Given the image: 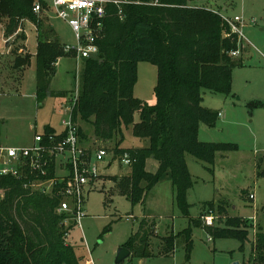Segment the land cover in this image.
I'll list each match as a JSON object with an SVG mask.
<instances>
[{
	"label": "trees",
	"instance_id": "1",
	"mask_svg": "<svg viewBox=\"0 0 264 264\" xmlns=\"http://www.w3.org/2000/svg\"><path fill=\"white\" fill-rule=\"evenodd\" d=\"M116 1L123 4L109 8L105 36L98 42L99 54L82 61L80 94L73 107L72 120L78 125L82 145L86 140L81 135L87 138V134L78 124L80 121L92 126L96 138L115 141V157L123 159L128 155L132 159L129 176L111 177L115 193L129 198L133 204H144L147 194L171 172L176 205L185 217H189L187 195L194 181L186 156L191 155L212 166L217 153L238 149L234 144L200 142L198 133L201 124L210 128L217 124L218 114L202 105L204 95L207 92L231 94L233 72L239 66L231 53L240 51L241 43L219 12L198 7L194 0H158V5H154L156 0ZM34 2L0 0V19H7L5 32L9 37L18 35L24 21L36 27V99L41 104L46 97H69L70 92L51 91V84L59 60L72 57V54L65 53L54 27L43 24L42 17L34 13ZM12 53L16 57L13 67L24 71L30 65V55ZM140 62H150L158 68L155 105L134 96ZM136 113L140 115L137 123ZM131 126L133 136L147 140V147L120 148L122 129ZM55 134L51 127L46 129L45 136ZM150 158L159 163L155 174L146 171ZM29 182V178L0 179L3 192L0 264H82L84 258L78 257L75 248L66 240L77 225V218L74 214L57 211L64 186H56L53 195H45L26 187ZM215 207L209 202L203 208L213 212ZM219 210L225 212L222 206ZM192 224L204 227L214 238L237 239L242 248L253 228L248 220L236 217L227 218L225 225L218 227H207L199 219L192 220ZM156 225L147 218L141 221L139 230L131 235L125 246L132 258L174 254L177 237L173 232L155 236L153 228ZM181 236L185 237L188 253H191L192 228L185 229ZM255 237L253 257L249 262L264 264V230L260 229Z\"/></svg>",
	"mask_w": 264,
	"mask_h": 264
},
{
	"label": "rangeland",
	"instance_id": "2",
	"mask_svg": "<svg viewBox=\"0 0 264 264\" xmlns=\"http://www.w3.org/2000/svg\"><path fill=\"white\" fill-rule=\"evenodd\" d=\"M194 4L243 21L245 40L240 46L241 53L232 56L239 63L233 72L232 92L229 96L209 92L204 95L203 107L218 114V119L213 128L201 124L198 133L200 142L234 144L238 149L217 153L212 166L191 155L186 156L194 187L187 195L190 216L185 217L176 205L171 172L147 194L144 204H133L129 198L115 193L111 177L129 176L131 168L124 165L122 158L114 156V140L96 138L92 126L80 121L78 124L87 134V138L81 135L86 140L84 146L93 143L91 149L104 148L109 152L99 163V181L85 195L84 216L66 239L77 256L84 258L82 264H115L119 249L128 244L145 218L150 223L156 222L155 236L175 234L174 254L146 259L131 257L123 264H251L256 233L264 230V176H258L264 173V0H194ZM50 16H40L43 24L54 27L56 38L62 44H75L71 28ZM7 24V19H0V143L8 148H32L35 137L45 135L47 128L59 133L65 131L63 124L71 119L66 108L73 106L70 100L76 90L78 66L81 85L83 62L78 63L73 56L61 58L51 91L70 92V95L67 98L46 97L40 104L36 99V27L24 21L18 35L9 37L5 32ZM12 52L19 56L30 55V65L24 71L13 67L16 57ZM157 82L158 68L150 62L138 63L134 96L155 105ZM134 120L135 123L140 121L139 113ZM132 129V126L123 127L120 148L147 147L148 141L135 138ZM158 169L156 159L147 160V172L155 174ZM252 194L253 200L250 199ZM209 202L216 206L213 212L203 208ZM221 206L224 213L219 210ZM206 216L214 218L215 227L224 226L229 217L248 220L253 226L249 240L242 248L237 239H217L204 227L192 224V220L199 219L205 225L203 218ZM188 228H192L191 253H188L185 237L181 236ZM153 241L158 243V240Z\"/></svg>",
	"mask_w": 264,
	"mask_h": 264
},
{
	"label": "built area",
	"instance_id": "3",
	"mask_svg": "<svg viewBox=\"0 0 264 264\" xmlns=\"http://www.w3.org/2000/svg\"><path fill=\"white\" fill-rule=\"evenodd\" d=\"M33 11L41 16L51 14L50 18L65 22L72 30L75 44H64L65 53L72 54L80 63L84 59L94 58L99 54L98 42L105 36V20L112 5L123 3L116 0H34ZM156 0L154 5H158ZM122 15V11H120ZM233 34L238 35L242 44L245 37L242 33L243 21L239 17L223 16ZM239 56L240 51L231 53ZM79 66L77 70L76 90L72 94L70 121L64 122L63 136L37 135L32 148H8L0 145V179H30L26 187L33 192L53 195L56 186L63 185L60 195L58 213L74 214L79 222L84 216V200L88 190L93 189L100 178L99 163L108 156L104 148L91 149L82 145L78 125L72 120L73 107L80 94ZM124 165L131 166L133 161L125 155ZM54 170V176L49 177ZM3 192L0 191V199ZM255 196L250 195L253 200ZM207 227L214 226V218H203ZM92 264V262H90ZM89 264V263H88Z\"/></svg>",
	"mask_w": 264,
	"mask_h": 264
},
{
	"label": "water",
	"instance_id": "4",
	"mask_svg": "<svg viewBox=\"0 0 264 264\" xmlns=\"http://www.w3.org/2000/svg\"><path fill=\"white\" fill-rule=\"evenodd\" d=\"M131 257H132L131 251L126 247H122L119 249L117 253L115 264H123L125 261H127ZM234 264H240V263L236 262Z\"/></svg>",
	"mask_w": 264,
	"mask_h": 264
},
{
	"label": "crops",
	"instance_id": "5",
	"mask_svg": "<svg viewBox=\"0 0 264 264\" xmlns=\"http://www.w3.org/2000/svg\"><path fill=\"white\" fill-rule=\"evenodd\" d=\"M213 6L215 5L214 4V2H212L211 3ZM215 10V9H214ZM216 12H218L217 10H216ZM7 47V46H6ZM59 62H60V60H59ZM59 62H58V64H59ZM79 63V62H78ZM58 64H57V66H58ZM33 129H35L34 127H33ZM52 129H54V128H52ZM55 131H56V133L58 134V135H60V134H62L63 132H61V133H59V132H57V130L56 129H54ZM35 144V143H34ZM93 143H91V144H89V145H87L86 147H89V148H91L90 147V145H92ZM0 145H2L1 143H0ZM83 146H84V144H83Z\"/></svg>",
	"mask_w": 264,
	"mask_h": 264
}]
</instances>
